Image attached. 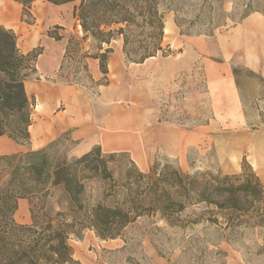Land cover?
<instances>
[{
	"label": "rangeland",
	"instance_id": "obj_1",
	"mask_svg": "<svg viewBox=\"0 0 264 264\" xmlns=\"http://www.w3.org/2000/svg\"><path fill=\"white\" fill-rule=\"evenodd\" d=\"M44 2H33L28 9L17 3L12 13L0 15V25L7 21L10 25L7 29L24 46V50L19 49L22 54L33 50L40 53L25 81L32 103L30 127L36 122L34 116L39 106H43L37 116L40 122H51L64 115L65 103L61 97L64 91L81 93L88 99L89 108L96 109V115L104 114L105 110L94 104L98 90L105 83L98 62L82 58L85 54L95 55L97 44L92 39H83L73 16L80 1L60 6ZM158 4L164 28L167 22L173 24L168 36L163 29L162 47L169 46L170 55L158 54L155 60L136 68L126 61L121 38L113 39L110 46L103 45V49L112 50L109 58L119 56L126 82L150 79L154 98L148 103L151 109L143 113L146 133L153 140L150 145L156 149L153 162L159 166L172 165L188 174L235 175L242 172V167L247 168L245 161L264 185V76L261 73H264V0H158ZM247 11L251 12V18L240 21ZM35 33L38 39L32 45ZM54 35L62 39L55 41L50 37ZM241 37H245L246 44ZM70 40L72 45L65 58ZM108 64L107 82L114 80L115 68L112 71ZM232 67L248 68L256 75L243 74L241 96L237 91L238 102L231 101L225 83L226 73ZM130 69L136 71L130 74ZM161 129L162 137L158 135ZM0 141L12 144L8 152L0 154L2 188L9 171L3 158L38 150L42 142L33 139L30 131L26 143L6 136L0 137ZM79 151L69 135L60 137L49 148L52 156L69 161ZM110 154L113 156L108 159ZM101 156L108 160L107 169L117 183L123 180L126 171L145 168L143 164L140 168L133 164L127 152L107 153L104 148ZM111 186L112 183L99 177L86 180L84 208L112 205V198H104ZM114 189L120 193L119 187ZM20 205L24 211L17 214ZM68 207L62 188H49L42 195L18 200L13 220L29 224V209L53 216L57 212L67 213ZM205 211L202 206L188 208L176 226L167 225L157 216L141 217L114 240H101L93 231L77 227L68 245L79 264H264V228L226 227L218 216L217 222L212 223Z\"/></svg>",
	"mask_w": 264,
	"mask_h": 264
},
{
	"label": "trees",
	"instance_id": "obj_2",
	"mask_svg": "<svg viewBox=\"0 0 264 264\" xmlns=\"http://www.w3.org/2000/svg\"><path fill=\"white\" fill-rule=\"evenodd\" d=\"M25 9L36 0H12ZM54 6L78 0H42ZM73 16L79 23L83 39L96 42L95 55L82 58L98 62V70L108 84L107 63L115 38L122 39L126 61L142 64L160 54H171L169 46L162 47L164 20L158 0H79ZM247 11L240 21L247 18ZM60 41V36H50ZM72 40L66 47L68 57ZM40 53L33 50L22 54L17 37L11 29L0 25V137L26 143L32 103L25 81L31 64ZM234 85L241 96L243 74L256 76L248 68L232 67ZM63 136L38 150L6 156L8 179L0 188V264H79L73 258L68 239L75 229H88L101 240H114L122 231L141 217L157 216L169 226H176L188 208L202 206L209 220L216 223L221 217L226 227L264 228V185L248 167L235 175L210 172L188 174L172 165L159 166L155 161L145 173L126 171L117 183L107 169V159L101 156L99 146L72 160L52 156L49 148ZM113 154L107 158L110 159ZM134 164V163H133ZM99 177L112 183L104 198H112V205L97 204L89 209L83 206L84 182ZM61 187L69 207L68 212L53 216L29 209L30 223H16L13 216L18 200L42 195L49 188ZM120 188V193L114 191Z\"/></svg>",
	"mask_w": 264,
	"mask_h": 264
},
{
	"label": "crops",
	"instance_id": "obj_3",
	"mask_svg": "<svg viewBox=\"0 0 264 264\" xmlns=\"http://www.w3.org/2000/svg\"><path fill=\"white\" fill-rule=\"evenodd\" d=\"M37 11L40 12V8L37 9ZM251 16L248 17L251 18ZM247 18H245V20ZM36 36L33 35L31 38L32 45H34L35 40L38 39L37 34ZM241 41L244 42V44H246L245 37H241ZM17 46L18 49L24 50V46L22 44H19V42L17 43ZM150 60H155V58ZM148 61H145L143 64H134V66H136V68H140L139 66H143ZM108 62H109L108 64L109 68H111V65H113V68L115 67L114 71L112 69L113 71L112 73H114L113 75L114 80L112 81L109 80L106 86H102L98 90L96 101L94 103L96 104V106L105 110L104 114L96 115L95 112L96 109H94V107L91 109L89 108L87 104L88 99L81 93H78L76 91H64L61 93V97L65 103L64 115L61 117L62 121L59 122L57 125L56 124L53 125V120L51 122L49 121L40 122V124H42L43 126L52 125L51 130H49V132L44 130L43 136L40 137H36V135H33L31 132L30 134L33 139H35L38 142H42L41 145H39V143L37 142L39 147L36 149L44 147L46 144L54 141L57 137H59L63 133H68L70 140L75 143V146L80 148V151L78 152L77 156L89 151L91 148L95 146H99L101 151H104L103 145L105 143V139L115 130L114 116L116 115V112L125 115L132 113L136 125L138 126V132H139V140L137 142L135 149L109 148V149H105V151L107 153L127 152L130 155L132 162L138 168H140L139 167L140 162L141 164H143V166H145V168L140 169V171L148 170L150 166L153 164V159H154L153 151H155L156 149L155 148L153 149L150 145L151 142L153 141L151 139V136L149 141L148 138H144L142 135H140L141 133L139 130L142 129V131L146 134L147 128L146 126H144V117L146 120V116L144 115L143 112L151 109L148 106V103H150L154 98L153 89L150 87L151 84V82L149 81L150 79L148 78H145L144 80L129 79L126 82L125 72L122 70L119 56H116L114 58L113 57L109 58ZM130 70H131L130 74L136 71L135 69H130ZM261 73L263 74L261 75L264 76V73L263 72ZM225 78H226L225 83L231 101L238 102L237 90L235 88L230 71L226 73ZM125 82L127 83L126 84L127 87L126 89H123L124 88L123 85L125 84ZM144 104L147 105L145 108L140 107L141 105ZM42 108L40 109L41 111L39 114L42 113ZM39 114H37V116ZM37 121L39 120L37 119ZM37 121L34 123V125L37 124ZM53 134L54 136H52ZM162 134L163 132L161 129L160 134L158 135L162 137ZM154 135L157 137V134ZM252 167H254V165H252Z\"/></svg>",
	"mask_w": 264,
	"mask_h": 264
},
{
	"label": "bare ground",
	"instance_id": "obj_4",
	"mask_svg": "<svg viewBox=\"0 0 264 264\" xmlns=\"http://www.w3.org/2000/svg\"><path fill=\"white\" fill-rule=\"evenodd\" d=\"M36 1H41V0H36ZM16 6H17V3H15L12 0H0V15L3 16V15H6L8 13L9 14L12 13V8H16ZM37 9H39V8H37ZM40 12H41V8H40ZM2 22H3L2 25L4 27L10 28V25L7 21L3 20ZM172 31H173V24L171 22H167L165 24V28H164V35L168 36ZM34 36H36V33L34 34ZM35 43H36V40H35ZM150 59H154V58H150ZM150 59H147L146 61H148ZM111 69H113V65H111ZM30 89H31V87H30ZM40 109L41 108L39 106L37 109V112L34 116L35 118L37 117V114L40 113V111H41ZM36 121H37V119H36ZM61 121H62V118L59 117L58 119L53 120V125H55V124L57 125ZM114 124H115V130L105 139V143H104L103 147L105 149H109V148L110 149H112V148L135 149L137 142L139 140V132H138V126L136 125L133 114L130 113V114L125 115V114H120V113L116 112V115L114 116ZM51 128H52V125L43 126L42 124H40V121H37V124L30 128V132L33 135H36V137H40V136H43L44 130L49 132V130H51ZM139 131L141 133L140 135H142L144 138H148V140L150 141L151 135L149 133L145 134L142 131V129ZM11 147L12 146L9 142L2 143V141H0V153L8 152ZM139 165H142L141 162L139 163ZM23 211H24L23 205H20L19 210L16 213L18 214V213H21Z\"/></svg>",
	"mask_w": 264,
	"mask_h": 264
}]
</instances>
